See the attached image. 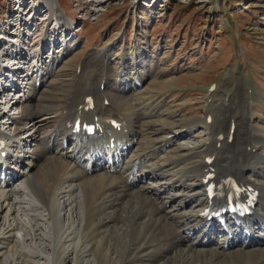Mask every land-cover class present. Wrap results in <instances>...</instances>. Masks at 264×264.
Listing matches in <instances>:
<instances>
[{"label": "bare ground", "instance_id": "1", "mask_svg": "<svg viewBox=\"0 0 264 264\" xmlns=\"http://www.w3.org/2000/svg\"><path fill=\"white\" fill-rule=\"evenodd\" d=\"M32 58L25 74L20 76L27 83L22 93L5 90L2 82L6 81L0 79V140L3 141L0 239H20L21 245L36 255L21 256L16 252L6 260L0 257V262L38 259V262L55 264L56 249L64 238V245L71 253L76 243L83 247L80 264H97L88 254L83 235L108 238L113 232L119 238L136 235V241L145 249L157 245L158 253L178 264H264V154L259 153L261 148L247 149L239 134L234 145L204 146L202 164L184 168L181 165L187 160V154L160 164L177 138L183 137L189 130L187 127H195L197 122L174 131V137H165L158 144L143 148L145 134L138 121L144 116H154L155 112L133 105L126 114L114 101L105 105L104 94L96 101L101 105L99 111L73 110L71 106L67 108L66 120L61 115L55 119L50 112L41 116L49 110L46 104H52L42 94L58 60L53 56L46 63L37 54ZM105 59V55L99 58ZM10 60L19 65L27 63L19 58L10 57ZM128 69L125 64L120 65L108 96L112 97L113 92L126 98L143 82L144 75L139 73L138 65L130 73ZM15 110H19L18 116L10 113ZM78 118L98 127L93 136L86 130L74 131ZM216 153H221V158L209 163L207 158ZM237 153L243 157L242 161L238 160ZM210 168H214L216 183L232 174L241 184L258 191L251 216L223 212L225 197H209ZM207 209L217 211L213 215L205 213ZM103 253L106 254V249Z\"/></svg>", "mask_w": 264, "mask_h": 264}, {"label": "rangeland", "instance_id": "2", "mask_svg": "<svg viewBox=\"0 0 264 264\" xmlns=\"http://www.w3.org/2000/svg\"><path fill=\"white\" fill-rule=\"evenodd\" d=\"M58 1L65 14L77 20L76 8L81 10L83 1L78 7H75L76 0ZM101 1L97 15L94 12L91 16L96 19L95 24L85 25L78 35L80 38H76L78 41L60 55L62 58L42 94L52 104H46L48 112L39 115L50 112L55 119L61 115L66 120L67 108H76L90 95L97 101L104 94V101H114L126 114L133 105L155 112L154 116H144L138 121L145 134L143 148L173 136L174 131L191 122L198 123L187 127L185 137L177 138L160 164L185 154L187 160L181 165L184 168L202 164L205 157L201 151L204 146L207 148L205 141L212 144V147L208 145L211 148L228 144L226 136L231 120L235 121L234 136L241 131L243 143L261 148L259 153L264 154V0ZM8 3L0 0V18L5 16ZM128 11L131 19L126 23ZM100 51L106 56L104 61L99 60ZM124 64L130 68L128 73L138 65L139 73L144 75L143 82L126 98L113 92L110 97L109 87L114 86L120 65ZM250 74L252 79L248 77ZM104 77L108 80L101 86ZM211 84L216 88L209 92ZM99 107L95 102L93 109L99 111ZM208 114L210 122H206ZM221 133L224 143L219 144L216 139ZM235 141L227 146L234 145ZM215 155L218 162L222 154ZM236 156L242 161V156L238 153ZM83 236L88 254L97 264H178L158 253L157 245L145 249L134 234L121 238L113 232L108 238L87 233ZM82 248L76 243L71 253L61 238L55 264H80ZM16 252L21 256L36 255L30 254L20 239H0L2 260ZM33 260L24 259L21 263L9 260L0 264H49Z\"/></svg>", "mask_w": 264, "mask_h": 264}, {"label": "built area", "instance_id": "3", "mask_svg": "<svg viewBox=\"0 0 264 264\" xmlns=\"http://www.w3.org/2000/svg\"><path fill=\"white\" fill-rule=\"evenodd\" d=\"M80 1L82 2L81 10L77 8V17L81 21L88 20L90 22H94L96 19L92 18V13L95 12L94 16L97 15L96 12L99 11V5L98 3H102L101 0H76L75 7H78L80 4ZM11 10L10 14L7 16V19L4 21V30L8 33H2L1 38L8 39L11 42L15 40V34L18 32H24L26 37L35 31V28H27L29 22L32 21L31 13H35V10L39 9L40 11V18L37 23L33 22L34 24L38 25L44 21H46L47 18V9L44 6V3L42 0H12L11 2ZM96 7V9H95ZM57 37V36H56Z\"/></svg>", "mask_w": 264, "mask_h": 264}]
</instances>
